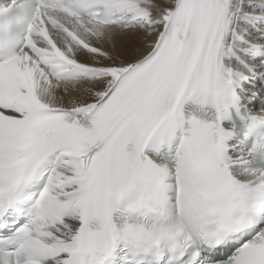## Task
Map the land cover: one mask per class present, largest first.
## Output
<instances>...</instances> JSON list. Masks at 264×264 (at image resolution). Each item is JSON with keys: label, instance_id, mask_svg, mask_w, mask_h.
Returning a JSON list of instances; mask_svg holds the SVG:
<instances>
[{"label": "snow or ice", "instance_id": "snow-or-ice-1", "mask_svg": "<svg viewBox=\"0 0 264 264\" xmlns=\"http://www.w3.org/2000/svg\"><path fill=\"white\" fill-rule=\"evenodd\" d=\"M0 264H264V0H0Z\"/></svg>", "mask_w": 264, "mask_h": 264}]
</instances>
